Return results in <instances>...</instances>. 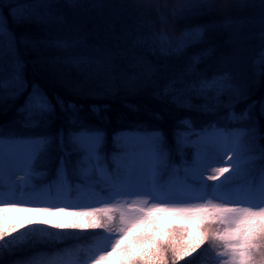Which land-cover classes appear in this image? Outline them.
Instances as JSON below:
<instances>
[{
    "label": "snow or ice",
    "instance_id": "6c2138e0",
    "mask_svg": "<svg viewBox=\"0 0 264 264\" xmlns=\"http://www.w3.org/2000/svg\"><path fill=\"white\" fill-rule=\"evenodd\" d=\"M234 6H240L236 0H184L170 14L188 19L227 13ZM6 7V14L0 10V102L18 99L28 88L9 20L25 24L56 19L50 0H18ZM90 7L103 5L96 2ZM236 19L224 17L225 22ZM259 24L264 42V15ZM107 27L114 30L111 21ZM209 31L210 25L186 28L179 36L153 31L149 37L137 35L132 47L120 49L117 43L118 51L105 48L102 57L84 50L87 45L79 34L46 43L61 53L65 64L103 72L135 91L154 83L160 70L136 48L182 57L188 49L208 43ZM214 52L209 46L187 55L158 92L183 109L209 115L224 110L223 123L211 121L199 129L190 118L181 120L176 150L191 149V157L180 164L171 161L163 134L155 130L118 135L115 150L109 153L104 132L84 124L76 104L61 100L53 104L46 93L33 87L18 109L25 126L47 125L57 105L69 113L73 126L55 135L0 134V257L51 242L72 230H103L94 255L81 260L78 249H66L48 264H178L205 244L214 250L217 264H264V130L260 123L264 101L253 100L237 111L238 104L250 99V82L228 68L211 74L201 69ZM252 68L254 77H264V46ZM196 100L201 103H193ZM53 151L59 152L54 178L43 186L33 183L46 175L37 171L38 161ZM74 191L89 199H73ZM20 213L39 216L21 217ZM56 216L62 219L51 218ZM65 257L72 259L64 261Z\"/></svg>",
    "mask_w": 264,
    "mask_h": 264
},
{
    "label": "trees",
    "instance_id": "16d2710c",
    "mask_svg": "<svg viewBox=\"0 0 264 264\" xmlns=\"http://www.w3.org/2000/svg\"><path fill=\"white\" fill-rule=\"evenodd\" d=\"M17 2L18 0H0V10L6 14V6ZM19 2L35 3L37 0ZM96 2L103 7H90ZM232 2L233 0H229V3ZM50 3L56 17L52 22L15 24L9 20L16 37L18 55L23 63V77L28 88L18 99L0 102V134L5 137L30 136L44 132L55 135L61 129L68 131L73 126L69 113L62 111L59 105L47 125L40 128L25 126L18 109L33 87H36L46 93L53 104L57 100L76 104L80 109L81 121L104 132L105 148L109 153L115 150L114 138L118 135L155 130L163 134L171 161L180 164L182 159L191 157V149H185L183 153L176 150V134L181 120L190 118L199 129L211 121L223 123L224 110L209 115L198 110L183 109L158 95V92L169 75L181 68L187 55L209 46L214 47V55L199 66L201 69L211 74L228 68L242 81L250 82V99L238 104L236 110H242L253 100L264 101V77L252 75V61L264 46L259 36V20L264 15V0H236L240 6L232 7L227 13L188 19L170 14L184 0H50ZM226 15L237 19L225 22ZM109 21L114 25V30L107 27ZM196 25L211 26V31L208 32L209 42L188 49L185 56L165 57L149 51L147 47L135 49L160 69L154 83L146 84L135 91H130L119 79L109 78L103 72L97 73L92 69L81 71L65 64L61 53L46 43L55 38L79 34L87 45L84 50L102 57L105 48L118 51L114 47L117 43L120 49L132 47L137 35L149 37L154 31L179 36L186 28ZM125 33L127 36H124ZM117 36L123 38L117 41ZM151 43L149 40L148 45ZM116 63H120V60L117 59ZM193 103L199 104L201 101L196 100ZM260 123L264 130V118H261ZM58 155L59 152L53 151L47 158L38 161L37 171L46 175L36 179L35 184L43 186L54 178ZM71 196L73 199H89L75 191ZM102 233L103 230L77 232L61 242L51 241L25 247L21 251L0 257V264H23L33 259L39 264H48L57 253H63L66 249H78L80 252L89 248ZM213 252L208 244L202 245L197 252L185 257L178 264H201ZM70 258L65 257L64 261Z\"/></svg>",
    "mask_w": 264,
    "mask_h": 264
},
{
    "label": "rangeland",
    "instance_id": "374dc122",
    "mask_svg": "<svg viewBox=\"0 0 264 264\" xmlns=\"http://www.w3.org/2000/svg\"><path fill=\"white\" fill-rule=\"evenodd\" d=\"M36 180L33 181V183H35ZM209 184L213 183L212 181H208ZM21 217H24V216H39L38 213H20L19 214ZM52 219H56V220H60L62 219L61 216H56V217H51ZM51 231L53 232H59L60 230H56V229H51ZM78 231H75V230H72L71 232H67L63 235H60L58 238L56 239H53L52 241H56V242H61L63 240H66L67 237L71 236V235H75ZM15 235V234H14ZM101 244V238L96 242L94 243V246H93V250L91 252H87L86 255L88 256H91V255H94V249L99 246ZM78 256H81V255H78ZM84 258V257H83ZM82 258V259H83ZM81 259V260H82ZM71 260V259H70ZM69 260V261H70ZM203 264H217V260H216V257H215V252H213L210 256H207L205 258V260L203 261Z\"/></svg>",
    "mask_w": 264,
    "mask_h": 264
}]
</instances>
